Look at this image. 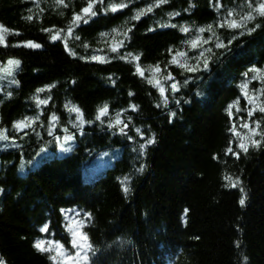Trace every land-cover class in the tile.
<instances>
[{"label":"trees","instance_id":"16d2710c","mask_svg":"<svg viewBox=\"0 0 264 264\" xmlns=\"http://www.w3.org/2000/svg\"><path fill=\"white\" fill-rule=\"evenodd\" d=\"M65 3L68 7L56 0H0V25L8 30L0 66L9 57L20 60L14 79L19 83L3 84L0 91V132L9 137L0 141V259L55 264L35 243L51 238L70 249L65 213L75 210L92 246L87 264H264V139L253 137L261 140L259 148L249 140L255 121L261 122L257 131H264V113L258 110L264 106V17L257 11L264 0H104L128 6L98 11L71 35L73 13L87 0ZM149 5L151 12L132 19ZM230 10L235 15L229 19L251 13L256 19L247 28L261 27L251 34L220 28ZM182 26L190 31L181 32ZM201 27L206 31L199 33ZM42 29L64 32L53 42ZM198 36L211 38L203 45L212 49L205 53L207 70L191 73L169 63L177 51L197 56L191 41ZM217 36L224 43L236 38L225 50L214 46ZM120 40L124 47L111 52ZM27 41L41 47L29 48ZM128 52L140 59H120ZM253 67L262 72H249ZM168 73L180 82L176 93L173 81L165 79ZM105 104L108 113L97 120ZM74 107L85 123L76 120ZM53 113L58 121L49 135ZM117 115L123 123L110 128ZM36 116L30 127L14 128ZM124 124L133 139L120 133ZM152 134L155 143L138 155L139 144ZM65 136L73 137L68 153L56 146ZM240 142L249 145L247 153L238 148ZM140 165L143 171H137ZM45 224L48 233L39 231Z\"/></svg>","mask_w":264,"mask_h":264},{"label":"snow or ice","instance_id":"6c2138e0","mask_svg":"<svg viewBox=\"0 0 264 264\" xmlns=\"http://www.w3.org/2000/svg\"><path fill=\"white\" fill-rule=\"evenodd\" d=\"M159 2L162 4V3H166L167 0H159ZM56 3L59 4V5H63L64 7H68V4L65 3V0H56ZM218 3H219V0H217V4ZM97 5L100 6L99 9H97ZM127 6H128L127 3H120V4L111 3L109 5H105L104 0H87L86 6L82 7L79 12H74L73 13V17H72V19H71V21H70V23L68 25L67 31H68L69 35H71L72 32H73V28L79 27L81 22L84 23V24H88L92 17H96L97 16L98 11H103L105 13H107L108 11H111L112 13H115V12L118 11V9H122V8L127 7ZM156 6H159V5H156ZM152 8H153V5H149L146 9L140 10L137 14H135L132 17V19L133 20H139L141 15L145 14L146 12H151ZM185 11H187V10H185ZM257 11H258V14L260 16L264 17V3H260L259 4ZM179 14H180L179 12L169 13V15H179ZM234 15H235L234 11H231V10L228 11L227 16L219 23V27L220 28L227 27L229 29H234V30L235 29H245L248 32V34H251V32H253L256 29H258L259 27H261L260 24H256L255 27H253V28H247V23L249 21H253V20L256 19V17L254 15H252L251 13H248L247 15L242 16L239 20L229 19L230 17H233ZM25 19L32 20L33 17L32 16H28V17H25ZM171 27H177V25L172 24ZM0 29H2L3 31H8L7 29H4L3 25H0ZM42 31L49 32L51 34L50 35V39L53 42H55V41H57L58 39L61 38V34L64 32V29H60L57 32H53V29H42ZM113 31H116V30L114 29ZM128 31L130 32L131 28H129ZM149 31H152V29H150ZM180 31L184 32V33H187V32L190 31V29L187 26H182V27H180ZM205 31H206V29L204 27H201V28L198 29L199 33H203ZM207 31L212 32L213 36H216V33L213 31L212 25H208L207 26ZM244 34H245L244 31L240 32L241 36L244 35ZM16 35H19V33H16ZM102 35L106 36L107 33H102ZM124 36H125V39L128 38L127 37V33H125ZM235 38L236 37L233 36L232 39L228 40L227 43H224V41L221 40L217 36L214 46L216 48H218V49L223 48V49L227 50L229 48V46L232 44V41ZM75 39H79V37L76 36ZM4 42H5V37H4V35L2 33H0V44H3ZM210 42H211V38H209L207 40H201L200 37L198 36L196 39L191 41L192 48L193 49H197L198 52H199V54L197 56L189 57L187 52L177 51L172 56V60L169 63L170 64H176L179 67L184 68L187 72H191V73H196V72H199L201 70H207V68H208V56H206L205 53L211 54L212 49L211 48H204L203 45L209 44ZM14 46H20V45H14ZM25 46H27L29 48H35V49H38V48L41 47L40 44L34 43L32 41L25 42ZM65 47L67 48V44H65ZM85 47H87V45H85ZM120 47H124V40L118 41V46H112L110 48V51L116 53V52L119 51ZM169 52H172V49H169ZM70 55L76 56V53L74 51H71ZM128 57H132L133 59H135L137 61L140 59L139 56H134L133 57V54L131 52L126 53L125 56H120V59H126ZM178 57L183 58V59H178ZM81 58L85 59V57H81ZM91 59L92 60H97V59H99V57H97L96 55H93V56H91ZM190 61H194V63H191ZM8 64H10V65L14 64L18 68L19 65H20V62L18 60L9 59ZM136 71H137V74H139L140 76L144 75L143 71L139 68V66H137ZM156 71L157 72L160 71L159 66L156 67ZM249 72L261 73L262 70L259 69V68L253 67V68L249 69ZM249 72H245L244 76L247 77L249 75ZM252 78L253 79H257L256 76H253ZM165 79L173 81L171 83V86H170L171 87V91L173 93H176V92L179 91L180 82L179 81H175V78L172 76L171 73H168V75L165 77ZM14 83L18 84L19 82L18 81H14ZM73 83H75V82L73 81ZM113 83H114V81H113ZM148 83L152 84L153 81L151 79H149ZM187 83H188V80L185 79L184 84L186 85ZM155 86H157L159 88V91H160L161 95L164 96V93H165L166 89L163 86H161L159 80H157L155 82ZM49 87H54V85L53 86H49ZM241 87L242 88H247V83L242 84ZM40 91H43V89H38L37 90V92H40ZM199 94L200 93H197V95H199ZM7 95L11 96L12 93L9 92ZM129 95L131 96V95H133V93L130 92ZM245 95L247 96V93H245ZM47 102H48L47 100H38V104H46ZM251 102L252 101L249 100V103H251ZM164 103L167 104V97L166 96H164ZM176 103L179 104L180 101L177 100ZM65 107L67 108L68 105H65ZM135 107H136L135 105H132L133 109ZM231 107L232 106L229 105V115H231ZM72 110H74L76 112V114H77L76 115V120L79 121L80 123H85V121L82 120V114L80 113V109L78 107H74L73 109H70V111H72ZM255 110H256L255 108L250 109L249 110V116H251L252 113ZM258 110L260 112L264 113V106L259 107ZM98 111H99V114L97 115L96 119L97 120H101V118L103 116H106L107 113H108V105L105 104ZM170 115H171V117H175L176 113L173 112ZM38 119H39V116L25 118L24 120H20V121L15 122L14 128L17 131H22L23 128L30 127L31 124H35L36 120H38ZM29 121L31 123H29ZM56 121H58V117L55 115V113H53L52 116L50 117V121H49L48 128H47L49 135H53V129L55 127V124L53 122H56ZM170 122H171V120H170ZM121 123H123V121H121L119 119V115H117V118L115 120V124L110 122L109 123V127L110 128L111 127H115V125H119ZM260 123H261L260 121H255V127L254 128H249V125L247 123L243 124V127L249 128V131L252 133V136L249 137L251 146H254V147H257V148L262 146L261 140H256L253 137L261 136L262 139H264V131H257V129H260ZM77 127H79V124L77 125ZM127 127H128V125L124 124V126L119 129V131H120V133L122 135H126L127 136V133L125 132V129ZM230 131H234V128L230 129ZM65 132H67V129H65ZM136 132L140 133L141 138L143 139V133L141 132V130L139 128L136 129ZM127 138L129 140L133 139V137H131V136H127ZM64 139L65 140H70V139H72V137L71 136H65ZM7 140H9V137L7 135H4L2 132H0V141H7ZM57 140H59V138H57ZM153 143H155V134H152V136L150 138L146 139L143 143L139 144L138 155H143L144 152H145V149L147 148V146L151 145ZM248 147H249V145L245 144L244 142L238 143V148L240 150H242L243 152H245V153H247ZM227 151L228 152H233V149L231 147H229ZM233 154L237 155V156L239 155V153H235V152ZM143 168H144V165H140V167H139V169H137V171H143ZM128 179H129V177H125L124 181H127ZM237 180H238V178H237ZM124 181L121 182L122 183V188H123V190L125 192H127L128 188L125 185ZM232 186L235 187L236 185L233 184ZM3 191H4L3 189H0V193H2ZM241 191L243 192L242 188H241ZM239 203L243 206L244 203H245V200L242 198V199H240ZM62 211H64V210H62ZM86 215L90 217L91 213H87ZM76 216H80V213L77 212ZM76 223L79 224L81 229L84 227V221H76ZM39 231L43 232V233H48V231H49L48 224H45L42 228L39 229ZM69 231H71L72 235H73L72 245H73V247L78 249V251L76 253V256L78 258L80 257V250H85V249L91 250L92 246L88 242V237H87L86 233H83L82 231H73L71 228H69ZM77 238H79L81 243L77 242ZM48 243H49L48 241H45V240H42V239L38 240L35 243V248L41 253H45V254L53 253L55 250L52 247H50V246H46ZM52 243L56 244L57 242L52 241ZM58 248L60 250H62V251H55V254L51 255V259L55 262V264H61V260L58 259L59 256L67 257V250L64 249V245L63 244H59ZM83 260L86 261V262L88 261V252L87 251H84ZM0 264H5V261L3 259H0Z\"/></svg>","mask_w":264,"mask_h":264},{"label":"rangeland","instance_id":"374dc122","mask_svg":"<svg viewBox=\"0 0 264 264\" xmlns=\"http://www.w3.org/2000/svg\"><path fill=\"white\" fill-rule=\"evenodd\" d=\"M0 33H2L4 35V37L6 36V32L3 31L2 29H0ZM3 46H4V43H3ZM9 59L18 60L20 62V60L18 58L9 57V58H7V60L5 61V63L0 66V91L2 89L1 86L3 84H9V83L14 82L15 76H16V74L18 72V69H19V67L17 68L14 64L13 65L8 64ZM72 142H73V137L70 140H65L64 137H63L61 140H58L56 142V146H57L58 149H64V152L65 153H68L70 151L71 147H72ZM45 154H46V152H45ZM72 230L73 231H79L78 225L76 227L73 224ZM77 242L78 243H81V241L79 240V238H77ZM46 246L52 247L55 251H61L58 248V246H55V245H52V244H48ZM55 251L53 252V254H55ZM77 251H78V249L74 247V253L73 254L75 256V258H74L75 260H78V257L76 256ZM82 251L83 250H80V254H81ZM58 259H60L62 262L66 263V264H72L73 263L71 260H69L67 257H64V256H59Z\"/></svg>","mask_w":264,"mask_h":264}]
</instances>
